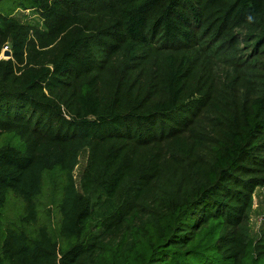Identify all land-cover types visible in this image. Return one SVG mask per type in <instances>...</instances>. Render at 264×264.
Masks as SVG:
<instances>
[{"label": "trees", "instance_id": "1", "mask_svg": "<svg viewBox=\"0 0 264 264\" xmlns=\"http://www.w3.org/2000/svg\"><path fill=\"white\" fill-rule=\"evenodd\" d=\"M3 1L0 264H264V0Z\"/></svg>", "mask_w": 264, "mask_h": 264}, {"label": "rangeland", "instance_id": "2", "mask_svg": "<svg viewBox=\"0 0 264 264\" xmlns=\"http://www.w3.org/2000/svg\"><path fill=\"white\" fill-rule=\"evenodd\" d=\"M1 9H15L11 0H5L1 3ZM19 21L22 23H30L35 25L40 30H44L45 23L41 21L36 14L31 11H17L14 15ZM88 160L87 151L82 153L79 165L76 167L74 173L76 177L77 184L80 182L81 172L86 165ZM47 200H43V203H46ZM252 211L249 216V226L251 227L252 234L255 238H257L261 232V229L264 227V186H260L254 194L253 203H252Z\"/></svg>", "mask_w": 264, "mask_h": 264}, {"label": "built area", "instance_id": "3", "mask_svg": "<svg viewBox=\"0 0 264 264\" xmlns=\"http://www.w3.org/2000/svg\"><path fill=\"white\" fill-rule=\"evenodd\" d=\"M7 51H11V49H10V46L7 44V46H5L4 48H3V51H2V54H1V58L2 59H7V58H5L4 57V53H6Z\"/></svg>", "mask_w": 264, "mask_h": 264}, {"label": "water", "instance_id": "4", "mask_svg": "<svg viewBox=\"0 0 264 264\" xmlns=\"http://www.w3.org/2000/svg\"><path fill=\"white\" fill-rule=\"evenodd\" d=\"M1 1V0H0ZM11 55H12V53H11V51H7L6 53H4V57L5 58H10L11 57Z\"/></svg>", "mask_w": 264, "mask_h": 264}]
</instances>
